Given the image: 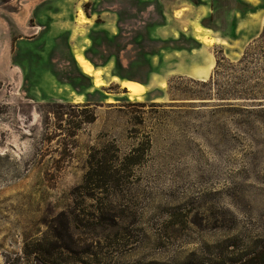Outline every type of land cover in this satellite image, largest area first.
<instances>
[{
    "label": "rangeland",
    "instance_id": "rangeland-1",
    "mask_svg": "<svg viewBox=\"0 0 264 264\" xmlns=\"http://www.w3.org/2000/svg\"><path fill=\"white\" fill-rule=\"evenodd\" d=\"M164 1L189 10L206 55L227 59L213 76L218 88L241 91L247 66L249 86L256 81L264 98V25L252 38L204 42L222 37L216 13L233 12L228 24L245 15L241 31L249 30L264 0ZM164 1L0 0V264H243L264 252V101L222 105L215 85L199 83L214 58L189 67L194 79L169 75L175 44L160 65L163 45L146 33L150 18L155 32L162 26ZM46 4L49 14L35 12ZM85 12L96 14L79 23ZM85 34L111 56L112 72L126 74L94 70L106 84L93 90L111 102L85 103L74 91L84 93L87 78L66 76L67 85L45 69L64 73L68 46ZM80 54L91 62L69 52L83 73ZM125 78L145 95L130 101L118 83Z\"/></svg>",
    "mask_w": 264,
    "mask_h": 264
},
{
    "label": "crops",
    "instance_id": "crops-1",
    "mask_svg": "<svg viewBox=\"0 0 264 264\" xmlns=\"http://www.w3.org/2000/svg\"><path fill=\"white\" fill-rule=\"evenodd\" d=\"M84 1H87V0H84ZM111 3H115V2L113 1ZM179 3H181V2L179 1ZM179 3L177 1H170V2L165 3V1H164L163 6L162 5L158 6L157 10L160 13L159 21H161L162 26H160L155 32V29H151V27L155 23V19L150 18L149 23L152 22V24L148 25L150 28H149V30L146 31V33H147L148 39H152V41L154 40L153 37L155 35H157V36H155V37L159 38V41H157V43L160 46L163 45V47L159 48V54H158V63L160 65L164 61L163 56H166V54H168V53L170 54V52H172L171 51L172 49L169 48V46H171L172 44H175V46H174L175 48H173L174 51L172 52V54H174V55L179 54L180 58L173 57V61H175L176 63H175V66L173 68L169 69V71H168L169 75H177L179 77H188V78L194 79L188 74L189 67L195 62L201 61L200 60L201 57H204L208 60L210 58H214V56L211 54H209V56L206 55V53H205L206 47H208V46L197 43L195 41V39L193 38L194 37L193 30L194 29H193V26L191 27L192 20L189 19L192 16L189 13H187L189 10L186 7H181L180 9L175 7ZM248 3H250V2L248 1ZM250 4H253V2H251ZM38 7L39 8L37 10H35L36 13H41V12L45 11L47 14H49L51 12L50 4H46L45 6L39 5ZM126 8L129 9L130 6H126ZM199 8H203V7H199ZM168 10H170V11H168ZM181 10L183 12L180 15L179 14L177 15L176 13H179ZM54 12H59V9L57 7H56V9L54 8L52 10V14H54ZM94 14H96V13H88V14L86 12L84 13V15L88 18L87 22L93 20ZM97 14H99L98 11H97ZM232 14H233V12H231V11L230 12L222 11L220 14L216 13V16L214 17V22H217L218 20L220 21V17L221 16L223 17V20L221 19V21H220V22H222L221 23V28H222V35L221 36L222 37L215 39V40L219 41V43L221 45L226 44V42H229V41H231L232 43H234L238 40L241 41V34H243V33L248 34L249 38H252L253 36H257V34H259L263 28V25H264V16L263 15L260 17L259 20L258 19L250 20L251 26L249 27L250 28L249 30L247 29L245 31H243V30L241 31V22L242 21L245 22L246 16L245 15L241 16L240 13L236 14L235 19L232 20L230 22V24H228L227 18L231 17V19H232L233 18ZM236 17H238V18H236ZM53 18H54L53 15L51 18L48 16L47 20L50 21V23L51 22L53 23ZM223 21H224V23H223ZM214 22H212V24H213L212 26L215 28ZM95 24L99 25V24H101V22L96 21ZM172 25L174 26V28H170V26H172ZM114 27H115V31H113L114 32L113 34L115 36L113 38H115L117 40L118 36L121 35V27L117 22L115 23ZM47 28L49 29V27H47ZM186 28L190 29V35L188 34L189 32L188 33L185 32ZM204 28H207V27H204ZM229 28L231 29V31L229 32V34L228 33L226 34V30ZM207 29H210V28H207ZM187 31H188V29H187ZM110 32H112V30H110ZM34 33L37 34L38 32H34ZM163 34H165L166 36H163ZM211 36H212V31H211L210 37ZM110 37H112V36H110ZM163 37H165L166 40H163ZM47 42H49V41H47ZM55 44L57 45V47L60 46L59 41H56ZM96 45H97L96 38H94L92 35H86L85 34L83 39L81 41H78L76 45L73 44V45L68 46L67 55L69 58L70 65H69V68L64 73H61V72L55 70L53 67H51L49 65H46V68H45V69L49 70V73H48V71H47V73L52 78L55 79L58 77H62L64 79L62 81V83H64V84H67L65 82L66 76L76 74V75L82 76L83 78H87L88 79V88L86 89V91L84 93H80L77 90L74 91V93H76L77 95H80L84 98L85 103L90 102V101H95L96 103H107V99H108L107 96H112V95L105 93V92H104V94H99V92H101L104 87L99 91L93 90L95 88L93 87L92 78H90L89 76H85L83 73H81L77 64L74 62L73 56L71 57V55H69L70 50H72V49L82 50L83 53L85 54V56L91 61L90 63L93 66L94 70H100L101 72L105 71L106 72L105 74H108V76L124 77V75H126V74H121V73L118 74V73L112 72L111 68H110V64L112 62L111 56H105V55L100 54V52H99L100 50L95 49ZM163 52L165 55L162 54ZM75 59H76V57H75ZM214 61H215V58H214ZM96 73H98V72H96Z\"/></svg>",
    "mask_w": 264,
    "mask_h": 264
},
{
    "label": "trees",
    "instance_id": "trees-1",
    "mask_svg": "<svg viewBox=\"0 0 264 264\" xmlns=\"http://www.w3.org/2000/svg\"><path fill=\"white\" fill-rule=\"evenodd\" d=\"M261 34H264V28ZM260 34V36H261ZM259 36V37H260ZM258 37V38H259ZM252 58V57H251ZM227 59L225 58V56L223 55L222 51H221V57L215 56V67L213 70V73L210 77V79L208 81H203V82H199L201 85L206 86L208 88H210L211 86L217 87L216 88V96H217V100H219L220 102H223L222 105H232L233 103L231 102H235L238 100L241 101H264V98L260 97L259 92H258V86H257V82H254V85L249 86L250 84V79H246V77L244 76L245 74H247L249 71L251 72L252 70H250L249 67H242L241 68V91H238L237 88L232 87L229 89L226 88H222L221 85H216L213 82V76L215 74H217V70L220 67L221 62H225ZM256 59L253 58V61H255ZM248 60L246 58H241V60H239V64H243L244 62H247ZM263 66H264V58H263ZM229 67H232L231 64H228ZM255 73V72H252ZM181 78V77H179ZM258 77H255L254 80H257ZM238 87V86H236ZM211 90V89H210ZM261 103V102H258ZM217 264H241V260L237 259V260H233V261H229L228 263L226 262H217ZM243 264H264V252L262 253V255L260 256V258H253V259H249V260H245L243 262Z\"/></svg>",
    "mask_w": 264,
    "mask_h": 264
},
{
    "label": "bare ground",
    "instance_id": "bare-ground-1",
    "mask_svg": "<svg viewBox=\"0 0 264 264\" xmlns=\"http://www.w3.org/2000/svg\"><path fill=\"white\" fill-rule=\"evenodd\" d=\"M77 20L79 23H85L88 21V18L83 13H81L80 17H78ZM215 41H217L215 40V38H211V39L205 38L204 39L205 43H210V44L214 43ZM76 60L81 65L83 73L89 76L90 78H92L93 87L95 89H100L105 86L106 82L100 77L98 73L94 71L91 64L86 62L85 57L83 55H76ZM212 66H214L213 63H212ZM196 69H197V72L200 71L199 67H196ZM118 83L120 84L121 88L127 90L128 92L127 94H128L130 101H135L145 95V88L143 87V85H141L140 83L136 81L125 78V79L119 80ZM165 86H166L165 84L162 85L163 88ZM73 102L80 103L82 102V98L76 97L73 100ZM108 102H111V101L108 99Z\"/></svg>",
    "mask_w": 264,
    "mask_h": 264
}]
</instances>
